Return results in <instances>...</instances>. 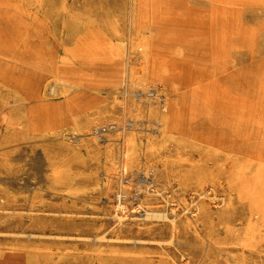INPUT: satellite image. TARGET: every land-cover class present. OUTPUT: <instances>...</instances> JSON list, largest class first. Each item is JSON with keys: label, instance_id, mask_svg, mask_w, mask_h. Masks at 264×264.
<instances>
[{"label": "rangeland", "instance_id": "rangeland-1", "mask_svg": "<svg viewBox=\"0 0 264 264\" xmlns=\"http://www.w3.org/2000/svg\"><path fill=\"white\" fill-rule=\"evenodd\" d=\"M0 264H264V0H0Z\"/></svg>", "mask_w": 264, "mask_h": 264}, {"label": "bare ground", "instance_id": "bare-ground-1", "mask_svg": "<svg viewBox=\"0 0 264 264\" xmlns=\"http://www.w3.org/2000/svg\"><path fill=\"white\" fill-rule=\"evenodd\" d=\"M126 90V89H125ZM120 198V197H119ZM122 198V197H121ZM175 207V206H174ZM117 211H121V215H119V214H116L115 215V217L119 220V221H124V220H126V219H128L129 217H127V207H126V205L125 204H122V203H120V204H118L117 205ZM140 212V211H139ZM134 213H136V212H134ZM173 213V212H172ZM148 216V218L150 217V218H154V217H159V215H156V214H148L147 215ZM120 223V222H119ZM88 242V241H87ZM144 244V243H143Z\"/></svg>", "mask_w": 264, "mask_h": 264}]
</instances>
